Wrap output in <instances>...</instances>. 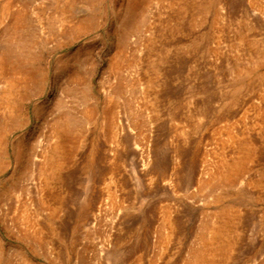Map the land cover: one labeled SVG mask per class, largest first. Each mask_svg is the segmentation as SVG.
<instances>
[{
    "label": "rangeland",
    "instance_id": "374dc122",
    "mask_svg": "<svg viewBox=\"0 0 264 264\" xmlns=\"http://www.w3.org/2000/svg\"><path fill=\"white\" fill-rule=\"evenodd\" d=\"M209 1L0 0V49L23 37L32 70L11 90L0 73V264H185L219 221L213 264H264V0ZM243 150L235 184L210 188Z\"/></svg>",
    "mask_w": 264,
    "mask_h": 264
},
{
    "label": "bare ground",
    "instance_id": "6f19581e",
    "mask_svg": "<svg viewBox=\"0 0 264 264\" xmlns=\"http://www.w3.org/2000/svg\"><path fill=\"white\" fill-rule=\"evenodd\" d=\"M174 1V0H173ZM214 0H210L208 4L203 6V11H208L212 7V3ZM178 4V3H177ZM181 4V3H180ZM178 4L179 8L186 9L187 6H184L183 4ZM137 12V11H136ZM264 13V10L262 11ZM138 13V12H137ZM136 17V14L132 11L129 12V16L125 17V25L126 29L132 30L135 27V24L133 19ZM12 25L10 26V35L11 33H17L21 34V31L24 30V28L27 25L26 18L23 14L16 12L11 17ZM9 28V26H8ZM19 30V31H18ZM13 36L11 35L12 39L19 36ZM18 46L12 47L11 45L5 46L4 48L0 49V73L4 72V69L6 67H9L11 72V77L8 80V89L11 90V87H14V85H18L21 83L28 82L32 78V70L31 66L27 63L29 58L28 55L25 53V51L22 49V44L25 41L23 37L18 38ZM118 63V61H117ZM116 63V64H117ZM24 64H26L28 67L25 68ZM2 75H0L1 77ZM94 109L93 108H86L84 110V118L91 119L94 115ZM106 118V128L105 132L108 133L109 136L114 137L117 145L123 146L122 139L120 138V134L116 132L114 129L115 126V112L112 110H107L105 114ZM78 124L77 122H74L72 119H61V120H55L52 129L59 130L58 131V140L55 144H51L46 149H43L42 153L38 154L40 155V158H43L37 165V173L44 176L47 173V170L51 168L52 173L54 177H57V170L59 166L62 163L63 157V142L66 140V137L69 138L72 134H75L78 130ZM74 136V135H73ZM35 154L34 156H36ZM246 157L245 150L241 151L240 155H238L233 162H222L220 168L213 169L214 171H211L208 180L205 181L209 185L210 188H217L220 186H233L235 182L237 181V178L242 174V172L245 169L244 165V159ZM175 158L179 159V154L175 155ZM33 166L30 164V162H25L24 164V174H28L32 172ZM171 175H174L171 174ZM226 228V221H219L216 226L210 227L209 231L212 233L210 237L205 239V234L201 236V238H204V248H198V249H190V252L188 254V257L185 260V264H213L210 259H208L206 256L209 252L213 249L212 240H214V243L217 246H214V249L220 248L222 250V254H224L226 251H228L231 247V244L225 243V233L224 232ZM211 241L208 243V241Z\"/></svg>",
    "mask_w": 264,
    "mask_h": 264
}]
</instances>
